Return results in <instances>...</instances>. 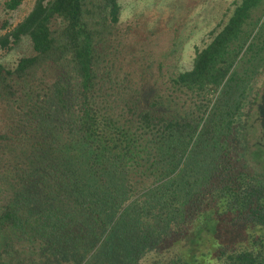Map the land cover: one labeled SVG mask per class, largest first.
Returning a JSON list of instances; mask_svg holds the SVG:
<instances>
[{"label":"trees","instance_id":"obj_1","mask_svg":"<svg viewBox=\"0 0 264 264\" xmlns=\"http://www.w3.org/2000/svg\"><path fill=\"white\" fill-rule=\"evenodd\" d=\"M24 1L7 0L5 10ZM263 1L242 0L192 69L169 72L165 92L155 84L150 103L131 75L120 81L112 71L119 0H36L6 28L0 49L28 40L31 55L15 67L0 62V105L45 98L58 109L59 140L43 178H26L0 205V232L27 243H8L0 264H264V157L242 131L254 87L232 74ZM167 55L149 53L151 67L163 74ZM227 83L235 96L214 112ZM29 114L51 118L38 103ZM202 147L213 157L202 181L191 180Z\"/></svg>","mask_w":264,"mask_h":264},{"label":"rangeland","instance_id":"obj_2","mask_svg":"<svg viewBox=\"0 0 264 264\" xmlns=\"http://www.w3.org/2000/svg\"><path fill=\"white\" fill-rule=\"evenodd\" d=\"M6 1L0 0V35L7 32L6 28L21 22L32 11L36 2L25 0L18 10L8 12L4 7ZM241 1L119 0L123 9L119 26L122 45L117 57L113 59L116 66L112 71L119 73L120 81L123 75H131L135 87L142 90V100L145 103L152 102L156 96L155 84L165 92L169 72L192 69L197 52L211 43L226 26ZM244 32L247 40L232 74L242 87H254L243 109L242 131L248 140V146L252 150L256 148V156L260 158L264 157V1L254 12L253 19L245 26ZM149 53L154 60L160 59L162 54H168L163 74L157 71V63L154 62L151 67ZM29 55L31 47L26 40L10 51L0 49V62L15 67L23 56ZM229 85L224 84L213 96L214 112L225 111L231 103L230 99L235 96L236 90L226 95ZM237 92L239 94L241 90ZM183 98L189 105L197 104L194 97L192 101L187 96ZM43 100L45 98L39 97L31 102L26 99L23 102L0 105V138H7L4 143L0 139V205L13 199L26 178H43L49 165L48 153L52 155L53 147L58 146V109ZM34 103H38V107L44 108L46 112L48 109L51 118L42 119L38 116L37 120L33 119L29 108ZM20 108H24L21 121ZM52 156L55 157L56 152ZM212 157L202 147L196 153L195 163H190L189 167H193L186 170L187 178L192 180L194 176L202 181L205 165ZM259 234L264 237L263 232ZM240 239L244 241L243 238ZM12 241L21 248H27V243L17 235L0 232V252ZM63 262L65 264L66 259ZM43 264L59 263L51 259Z\"/></svg>","mask_w":264,"mask_h":264}]
</instances>
